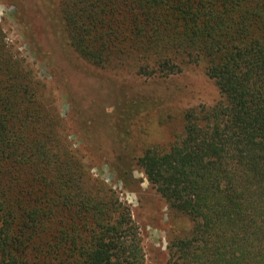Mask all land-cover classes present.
Returning <instances> with one entry per match:
<instances>
[{"label":"trees","instance_id":"obj_1","mask_svg":"<svg viewBox=\"0 0 264 264\" xmlns=\"http://www.w3.org/2000/svg\"><path fill=\"white\" fill-rule=\"evenodd\" d=\"M60 6L69 43L97 66L133 59L139 74L168 77L182 63L207 64L220 99L188 108L169 150L134 158L194 221L170 240L169 264H264V0ZM41 85L0 26V264H145L130 205L69 154Z\"/></svg>","mask_w":264,"mask_h":264},{"label":"rangeland","instance_id":"obj_2","mask_svg":"<svg viewBox=\"0 0 264 264\" xmlns=\"http://www.w3.org/2000/svg\"><path fill=\"white\" fill-rule=\"evenodd\" d=\"M62 15L60 0H0L6 42L42 81L39 99L60 119L69 154L84 163L92 183L104 181L130 205L145 264H169L170 240L188 236L194 221L170 207L134 157L169 150L184 134L186 110L214 104L220 90L203 61L182 63L168 77L139 74L141 62L133 59L97 66L71 46ZM121 170L136 180L126 185Z\"/></svg>","mask_w":264,"mask_h":264}]
</instances>
